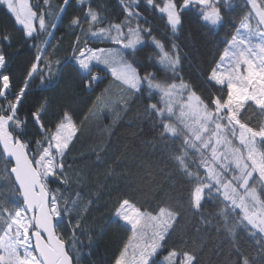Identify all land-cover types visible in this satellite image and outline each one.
<instances>
[{
    "label": "snow or ice",
    "instance_id": "obj_1",
    "mask_svg": "<svg viewBox=\"0 0 264 264\" xmlns=\"http://www.w3.org/2000/svg\"><path fill=\"white\" fill-rule=\"evenodd\" d=\"M119 5L123 18L111 21L92 0H62L55 12L46 10L50 0H0L35 49L17 81L6 51L13 35L0 34V264H92L94 249L113 225L126 238L109 264H201L202 242L175 239L185 211L199 217L197 234L222 237L216 255L227 244V264H264V0H245L238 26L230 20L231 0ZM69 9L75 11L66 26L76 39L71 56L62 60L48 48ZM156 14L171 40L155 34ZM186 20L203 31L205 45L217 46L207 66L189 78L183 67L189 54L177 42ZM226 26L234 29L231 34ZM97 42L115 47L89 46ZM108 75L119 86L118 96L105 88L83 120L68 105L53 110L52 98L92 92ZM37 78L38 89L52 97L29 98ZM136 99L143 101L154 141L173 169L166 179H181L182 202L145 206L131 193L113 198L109 187L110 213L96 231L89 218L99 210L105 186H95L87 170L74 169L68 154L84 120L104 111L119 119ZM105 148L92 150L97 168L105 163ZM114 171L109 168L105 179ZM206 205L215 211L205 214ZM241 233L254 244L242 247Z\"/></svg>",
    "mask_w": 264,
    "mask_h": 264
},
{
    "label": "trees",
    "instance_id": "obj_2",
    "mask_svg": "<svg viewBox=\"0 0 264 264\" xmlns=\"http://www.w3.org/2000/svg\"><path fill=\"white\" fill-rule=\"evenodd\" d=\"M36 3L37 0H30ZM42 4L43 0H39ZM62 0H50L51 9L47 11H58V5ZM93 5H101L104 14L107 15L108 20L116 21L117 18L122 19V10L119 5V0H92ZM232 11L230 20L239 25V19L247 11L245 0H231ZM75 9H69L64 14V22L57 21V28L55 31V38L52 39V45L48 52L53 54L55 58L64 59L70 57L72 52V43L75 41V35L70 34L66 24L69 16ZM156 14L153 19V26L156 29L155 34L162 39L171 40L172 36L169 32L165 35L163 21ZM56 20L53 15L49 21V30L52 31L51 22ZM87 29V25H84ZM234 29L226 26L225 31L231 34ZM11 32L13 35L12 47L7 48L6 51L10 54L11 64L10 70L13 73L14 79L19 81L24 75V65L29 59L30 55L34 53L35 49L29 47L32 41L25 43L23 39L22 29L15 24L14 19L7 12L6 8L0 6V34L4 32ZM203 31L198 30L195 24H189L186 20L184 35L180 37L182 49L189 54L184 61V75L189 78V73L194 72L198 75L196 69L207 66V63L212 60L216 54V47L209 48L204 44ZM46 37V33L38 38L37 42L42 41ZM221 39L224 38V32H221ZM83 41V36H81ZM91 47L111 46L105 43H90ZM17 50L23 54L20 56L12 55ZM222 51V47L220 49ZM218 58V57H217ZM191 65V68H190ZM101 76L104 73H100ZM39 79L32 84V91L30 99L42 98L43 96L52 97V93L41 92L37 85ZM111 88L110 96L116 98L119 93V86L113 83L110 75L106 79L94 86V91L82 93H67L62 97L52 98L53 110L58 107L68 105L76 113L77 120H83L84 114L87 113L88 108L92 105L96 95H99L105 88ZM144 103L140 99L131 102L130 108L126 114H121L119 119H114V116L108 111L99 112L96 117L84 120L79 139L74 144L71 152L68 154V163L74 169H85L88 171L91 181L95 186L104 185V195L100 200L99 210H94L89 218V223L95 220L92 226L99 231L100 226L104 223L110 213L111 204L108 201V188L114 189L113 198L116 192L131 193L133 198L138 202L144 203L145 206H154L160 200H169L172 204L181 203L180 197L183 195L181 179L174 176L171 181L166 179L168 173L173 169L170 164L166 162L165 150L158 141H154L155 132L151 130V121H148L143 113ZM250 115V114H249ZM151 142V143H150ZM105 163L102 167L97 168L94 164L95 155H92L94 148L104 147ZM84 154V158L81 155ZM75 158V160H74ZM112 168L115 171L112 173L110 179H105L108 169ZM144 171H141V169ZM166 168L165 173H161L160 169ZM151 171L152 176L149 178L146 173ZM94 190V189H93ZM185 208L187 205L185 203ZM205 214L214 212L215 209L209 205L205 206ZM199 217L193 216L191 212L185 211L182 213L180 224L177 227L175 239L179 241L184 237L191 243L193 239L198 245L202 242V251L200 253L201 264H227L228 245L223 244V255H216L218 246L222 244V237L218 236L214 231L209 233L201 231L196 233L195 227L198 223ZM126 238L122 229L116 228L115 225L108 228L103 239L99 240L98 245L93 251L91 257L92 264H109L113 254L119 247L122 239ZM240 243L242 247H249L254 244V241L247 239L241 233Z\"/></svg>",
    "mask_w": 264,
    "mask_h": 264
},
{
    "label": "rangeland",
    "instance_id": "obj_3",
    "mask_svg": "<svg viewBox=\"0 0 264 264\" xmlns=\"http://www.w3.org/2000/svg\"><path fill=\"white\" fill-rule=\"evenodd\" d=\"M112 47H115L114 45H111ZM94 47V46H93ZM98 47H109V46H98ZM102 67V66H100Z\"/></svg>",
    "mask_w": 264,
    "mask_h": 264
}]
</instances>
